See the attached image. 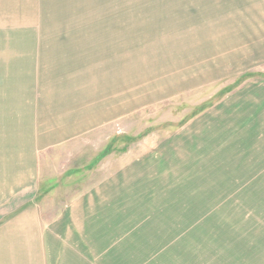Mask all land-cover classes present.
Returning <instances> with one entry per match:
<instances>
[{
    "label": "rangeland",
    "instance_id": "rangeland-1",
    "mask_svg": "<svg viewBox=\"0 0 264 264\" xmlns=\"http://www.w3.org/2000/svg\"><path fill=\"white\" fill-rule=\"evenodd\" d=\"M31 208L45 264H264V0H0V226Z\"/></svg>",
    "mask_w": 264,
    "mask_h": 264
},
{
    "label": "crops",
    "instance_id": "crops-1",
    "mask_svg": "<svg viewBox=\"0 0 264 264\" xmlns=\"http://www.w3.org/2000/svg\"><path fill=\"white\" fill-rule=\"evenodd\" d=\"M47 123L50 126L52 118L47 119ZM79 123L80 121L77 118L76 124L71 123L68 128L67 121L63 125L55 124L54 129L58 130V132L56 134H48L46 136L47 142L51 141L53 144L58 142L64 143L63 141L67 140V135H73V130L77 132L80 130ZM67 130H69L68 133ZM41 225L42 223L37 209L31 208L24 216L22 215L13 220L12 224L0 226V264H25V260L28 262L27 264H45V250L44 241L41 239ZM17 241L23 244L19 247V254L16 258L15 248L12 246L9 247V244L16 243ZM24 244H26V248ZM32 261L35 263H32Z\"/></svg>",
    "mask_w": 264,
    "mask_h": 264
}]
</instances>
